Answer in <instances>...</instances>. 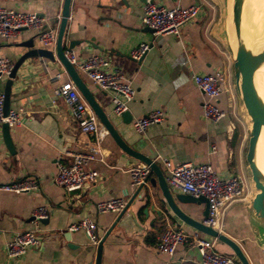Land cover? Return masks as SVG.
<instances>
[{"label":"crops","instance_id":"1","mask_svg":"<svg viewBox=\"0 0 264 264\" xmlns=\"http://www.w3.org/2000/svg\"><path fill=\"white\" fill-rule=\"evenodd\" d=\"M142 1L69 0L62 42L67 46L70 40L78 39L80 42L71 47L78 59L101 52L121 71L134 88L126 107L130 120L151 109L163 110L160 122L136 132L130 120L123 122L111 111L110 93L80 73L95 101L131 148L156 161L160 168L157 154L171 163L208 161L220 175L233 173L249 180L247 193L226 208L222 233L239 243L250 264H264V225L248 205L255 190L244 160L247 135L237 127L227 107L226 90L213 99L225 115L216 122L205 120L200 112L204 96L191 80L193 73L221 68L231 72L233 55L229 54V45L235 43L231 0H159L167 6L198 4L200 13L176 34L155 37L139 21ZM0 4L34 11L43 17L46 26H56L61 0H0ZM28 39L40 55L25 58L12 78L9 108L20 107L25 112L21 124L8 128L12 151L2 142L0 124V264H93L97 252L99 264H198L197 248L188 242L178 244L170 255L155 249L156 238L166 222L187 234H205L172 214L161 202L156 185L148 180L140 188L129 184L126 169L140 161L122 152L107 133L99 142L97 158L88 164L97 170L91 182L76 192L51 182L56 161L68 162L69 152L87 147L92 137L78 131L64 102L55 98L54 83L68 77L53 59L54 46L39 45L32 30L22 29L11 38H0V56L13 63L27 50L23 43ZM142 41L149 46L139 60H134L130 50ZM57 72L62 74L56 79ZM5 79L0 77V90ZM22 178L33 179L37 186L20 192L1 188ZM115 196L126 197L121 210L95 211V202ZM175 203L191 218L202 219L203 203ZM38 205L48 210L39 224V242L8 261L5 242L13 233L29 227L30 212ZM84 215L95 222L102 238L98 251L82 231L67 229L69 223ZM215 248L229 252L218 240Z\"/></svg>","mask_w":264,"mask_h":264},{"label":"built area","instance_id":"2","mask_svg":"<svg viewBox=\"0 0 264 264\" xmlns=\"http://www.w3.org/2000/svg\"><path fill=\"white\" fill-rule=\"evenodd\" d=\"M199 13L198 4L167 6L159 0H143L139 21L141 25L150 28L151 35L155 37L166 33L176 34L182 25L195 19ZM22 29L32 30L39 45L54 46L56 26H46L43 17L34 11H21L0 4V38H11ZM147 48L148 42H139L130 50L129 55L132 59L137 60ZM62 53L79 74H84L98 88L110 93L113 113L119 115L126 110L128 101L133 98L134 88L123 78L121 71L111 65L104 53H89L78 59L72 48L65 45L62 48ZM11 65L12 62L7 57L0 56V77L7 76ZM62 73H64L63 69ZM62 73H55V78L57 79ZM230 77V70L224 68L209 73L192 74V83L204 96L200 103V112L205 120L216 122L225 115L226 111L219 108L213 101L224 90L228 92L227 107L236 117L234 85ZM53 92L55 98L61 99L68 108L70 117L78 131L91 135L92 138H90L87 147L70 151L68 162L56 161L51 182L65 191L80 189L91 182L97 174V170L89 168L88 164L97 158L99 142L107 132L69 78L55 82ZM54 102L55 99L52 100V103ZM2 103L3 94L0 90V124L5 122L8 128L21 124L25 115L23 109L20 107L8 108L6 114H3ZM163 118V110L155 108L131 119L130 124L136 132L141 133ZM155 160L161 165L164 181L170 191L193 196L202 195L206 199L207 212L201 222L222 232L226 208L230 203L239 200L247 193L249 180L233 173L220 175L208 161L171 163L166 157L159 154L155 156ZM126 171L129 176V184L133 188L141 187L147 181L149 168L142 162L129 166ZM36 186L33 179L22 178L3 184L1 188L20 192ZM125 203L126 197L124 196L108 197L95 202L94 209L96 212H116L121 210ZM47 215L48 210L43 205L35 206L31 210L29 227L13 233L5 242V258L8 261L14 260L28 248L37 245L39 224ZM67 229L82 231L91 244H96L98 241L99 236L95 222L87 215L69 223ZM216 241L217 239L210 235L187 234L166 222L156 238L154 247L158 252L170 255L178 244L188 242L197 248L198 264H239L233 254L216 250Z\"/></svg>","mask_w":264,"mask_h":264},{"label":"water","instance_id":"3","mask_svg":"<svg viewBox=\"0 0 264 264\" xmlns=\"http://www.w3.org/2000/svg\"><path fill=\"white\" fill-rule=\"evenodd\" d=\"M175 1V0H172ZM243 0H231L230 1V15L235 35V43L232 48V63L231 72L233 78V85L237 96L239 97L245 114L249 118L250 125L248 128V136L246 140V149L244 153V160L249 171V177L255 190L253 196L249 200V208L253 216L261 220L264 225V172L259 169L255 161V143L259 134L260 127L264 125V100L259 95L256 84L254 81L255 71L264 65V33L259 36H255L249 43L246 42L240 27L239 16L241 13ZM69 14V0H61V7L59 16L56 24V34L53 52V59H55L67 77L74 83L79 93L83 96L91 110L98 118L102 127L106 130L107 134L113 139L116 146L125 154L139 160L146 164L149 168V174L152 176L147 177L150 185H156L161 195V202H163L169 210L174 214L180 221L191 226L196 231L215 237L219 242L223 243L229 248V253L233 254L239 264H250L247 256L243 249L233 239L228 237L222 232H218L215 229L203 224L201 220L191 218L181 209H179L175 203V200L184 203H203L202 216L204 217L207 212L206 199L202 195L193 196L185 193H172L167 187L163 173L156 161L150 157L136 151L131 148L118 134L115 127L109 120L108 116L95 101L92 93L88 90L84 80L77 72L76 68L68 62L62 53L64 46L62 38L65 31L66 19ZM146 27V26H145ZM148 28V27H146ZM148 30L151 31L150 28ZM85 41V39H82ZM80 40L72 39L68 42L67 46L72 47L79 43ZM27 48L22 52L12 63L11 68L4 80L2 87L3 103L2 111L6 114L9 108V94L12 78L15 76L17 67L27 57H35L40 55L37 48L33 47L31 39H28L23 43ZM149 46V44H148ZM142 56V55H141ZM141 56L137 59L139 60ZM48 58L49 56L44 55ZM120 117L123 122L130 120V115L127 110L122 111ZM1 138L4 146L8 151L13 150V146L8 133V126L5 122L1 123ZM140 188V187H138ZM70 192H76L77 189L69 190ZM143 212L145 210L143 209ZM155 212H158L156 209ZM264 235V229H263ZM102 238H98L95 246L100 247ZM93 264H99V253H96Z\"/></svg>","mask_w":264,"mask_h":264},{"label":"bare ground","instance_id":"4","mask_svg":"<svg viewBox=\"0 0 264 264\" xmlns=\"http://www.w3.org/2000/svg\"><path fill=\"white\" fill-rule=\"evenodd\" d=\"M261 3L263 4V2H261L260 0H257L254 2V4L252 2V4L254 5L253 8H248V9H243V10L241 8L242 14L240 13V16H239V22H240V27H241L240 29L244 37L246 34L247 43L251 42L255 36H259L260 31L262 32V30L264 29V21H263L264 9H262ZM251 5L249 6L251 7ZM257 6L261 7V11L263 10V13H261V11L258 12ZM251 11H252V15H251ZM244 12L245 14L242 20V15ZM250 15H251V18H250ZM247 23H248V27H247ZM246 28H247V32H246ZM261 80L264 82V65L258 68L254 73V81L256 84L257 91L259 95L261 96V98L264 100V90L259 88V86H261L262 83H260V85L258 86V82ZM255 161L259 169L263 171L264 169V125L260 127L259 134H258L256 143H255Z\"/></svg>","mask_w":264,"mask_h":264},{"label":"rangeland","instance_id":"5","mask_svg":"<svg viewBox=\"0 0 264 264\" xmlns=\"http://www.w3.org/2000/svg\"><path fill=\"white\" fill-rule=\"evenodd\" d=\"M255 1H257V0H243L242 10L243 9H248V8H253L254 7L253 4H254ZM260 1L263 2V4H264V0H260ZM252 2H253V4H252ZM263 4L261 3L262 9H264V5ZM249 5H251V7ZM261 7L257 6L258 12L261 11ZM245 12L242 15V20H243V16H244ZM261 13H263V10L261 11ZM241 14H242V12H241ZM226 15H227V12L225 14V21H226ZM263 21H264V18H263ZM262 33H264V29L262 30V32L260 31V34H262ZM227 43L229 45V41L228 40H227ZM229 46H230V48H229V50H230L229 52L230 53L229 54H231L233 45L231 44ZM261 81L258 82V86L260 85V83H262L261 86H259V88L264 90V82L263 81L261 82ZM231 82L233 83V79H231ZM233 91H234V95H235V99H236L235 108H234V112H235L236 117L233 116V119L235 120V122L237 124V127L239 129H243L245 131L246 135L248 136V128H249V125H250V121H249V118L247 117V115L245 114V111L243 109L241 101H240L239 97L237 96L236 91H235L234 88H233ZM263 171H264V169H263Z\"/></svg>","mask_w":264,"mask_h":264}]
</instances>
